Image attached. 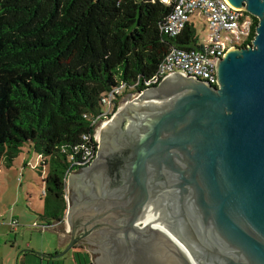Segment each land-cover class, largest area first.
Instances as JSON below:
<instances>
[{
    "label": "water",
    "instance_id": "1",
    "mask_svg": "<svg viewBox=\"0 0 264 264\" xmlns=\"http://www.w3.org/2000/svg\"><path fill=\"white\" fill-rule=\"evenodd\" d=\"M226 1L259 19L253 43L219 58L218 86L175 72L123 96L43 257L87 241L93 264H264V0Z\"/></svg>",
    "mask_w": 264,
    "mask_h": 264
},
{
    "label": "trees",
    "instance_id": "2",
    "mask_svg": "<svg viewBox=\"0 0 264 264\" xmlns=\"http://www.w3.org/2000/svg\"><path fill=\"white\" fill-rule=\"evenodd\" d=\"M172 9L162 0H0V166L34 148L49 224L67 211V178L85 147L97 146L103 97L121 84L125 95L141 92L172 48L196 46L192 25L180 36L161 31ZM258 24L253 16V36Z\"/></svg>",
    "mask_w": 264,
    "mask_h": 264
},
{
    "label": "built area",
    "instance_id": "3",
    "mask_svg": "<svg viewBox=\"0 0 264 264\" xmlns=\"http://www.w3.org/2000/svg\"><path fill=\"white\" fill-rule=\"evenodd\" d=\"M173 4L171 13L161 26V31L169 36H180L187 26L197 30L196 46L172 48L158 64L156 73L144 82L146 87L158 84L163 78L175 72L186 76H196L218 86L217 64L219 58L232 47H246L254 41L253 15L230 5L226 0H162ZM196 20L204 25L207 37L201 39ZM125 84L112 89L103 97L105 111L94 120L95 131L102 119L113 117L117 96H124ZM133 93H139L134 91ZM132 93V94H133ZM122 96V98H123ZM119 102V106H120ZM97 144V141H96ZM98 146L85 147L79 166L89 164L96 156ZM35 168V164L32 165ZM68 196H66V199ZM9 224L16 228L20 225L12 218ZM46 227V226H44Z\"/></svg>",
    "mask_w": 264,
    "mask_h": 264
},
{
    "label": "crops",
    "instance_id": "4",
    "mask_svg": "<svg viewBox=\"0 0 264 264\" xmlns=\"http://www.w3.org/2000/svg\"><path fill=\"white\" fill-rule=\"evenodd\" d=\"M18 203L19 200L10 196L0 206V264H88L78 247L62 257H43L42 253L56 254L66 247L70 240L69 227L61 221L49 224L41 217L44 202L31 207L28 204L26 212L23 207L16 208ZM12 218L18 220V227L9 224ZM89 263L93 264V258Z\"/></svg>",
    "mask_w": 264,
    "mask_h": 264
},
{
    "label": "rangeland",
    "instance_id": "5",
    "mask_svg": "<svg viewBox=\"0 0 264 264\" xmlns=\"http://www.w3.org/2000/svg\"><path fill=\"white\" fill-rule=\"evenodd\" d=\"M196 25L201 39H205L207 37V31L204 25L200 24L198 20H196ZM37 161L38 153L30 144H25L19 156L10 166L12 168L10 169L9 167L10 170L5 166L4 161L2 162L0 166V206L2 205V201H5L10 196L19 200L16 208L18 206L23 207L25 212L28 208V204L29 207H31L34 203L43 202L44 183L41 178V171L39 169H34L32 166ZM24 162H26V166L23 165ZM68 194L69 192L67 189V195ZM34 216L39 218L38 215ZM80 255L82 258H85V252L82 251Z\"/></svg>",
    "mask_w": 264,
    "mask_h": 264
},
{
    "label": "flooded vegetation",
    "instance_id": "6",
    "mask_svg": "<svg viewBox=\"0 0 264 264\" xmlns=\"http://www.w3.org/2000/svg\"><path fill=\"white\" fill-rule=\"evenodd\" d=\"M96 157V156H95ZM90 166H93V169H87V171H90L91 172V174H92V176H94V174H96L97 172L95 171V168H94V166H96V160L94 161V162H92L90 165H89V167ZM88 166L86 167V168H89ZM83 169H85V168H82L81 170H80V172L81 171H83ZM100 171V170H99ZM118 172H120V170H118ZM111 173H113V169L111 170ZM102 174H104V172H102ZM118 176H120V173H118L117 174ZM88 181V180H87ZM85 182H86V180H85ZM84 196L85 197H87V196H89V194L86 192L85 194H84ZM87 241H82V242H80V244L77 246L81 251H83V252H85V253H88V255H89V257L90 258H93V257H96V255H95V251H94V249L98 246L95 242H88V243H86Z\"/></svg>",
    "mask_w": 264,
    "mask_h": 264
},
{
    "label": "bare ground",
    "instance_id": "7",
    "mask_svg": "<svg viewBox=\"0 0 264 264\" xmlns=\"http://www.w3.org/2000/svg\"><path fill=\"white\" fill-rule=\"evenodd\" d=\"M68 179V178H67Z\"/></svg>",
    "mask_w": 264,
    "mask_h": 264
}]
</instances>
